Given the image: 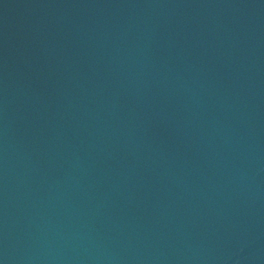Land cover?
Masks as SVG:
<instances>
[{
  "label": "water",
  "instance_id": "water-1",
  "mask_svg": "<svg viewBox=\"0 0 264 264\" xmlns=\"http://www.w3.org/2000/svg\"><path fill=\"white\" fill-rule=\"evenodd\" d=\"M0 264H264V0H0Z\"/></svg>",
  "mask_w": 264,
  "mask_h": 264
}]
</instances>
